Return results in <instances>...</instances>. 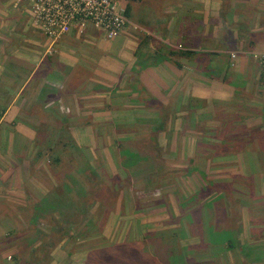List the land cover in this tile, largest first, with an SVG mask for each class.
I'll return each mask as SVG.
<instances>
[{
	"label": "rangeland",
	"instance_id": "374dc122",
	"mask_svg": "<svg viewBox=\"0 0 264 264\" xmlns=\"http://www.w3.org/2000/svg\"><path fill=\"white\" fill-rule=\"evenodd\" d=\"M12 1L0 0V117L20 83L15 76L30 73L27 69L19 72L17 65L13 70L8 63L4 74L9 59L31 55L38 62L45 55H56V46L65 36L71 33L81 44L88 39L84 30L92 25H76L52 44L32 26L24 4L23 8H15ZM145 1L125 4L127 15L129 8L137 5L128 15L124 34L120 36L122 31L113 41L123 46L126 37L134 34L138 43L151 51V58L159 59L160 54L168 57L177 47L168 48V43L158 38L155 17L152 15L150 20L147 16L150 9L158 13L162 0H152L149 7L142 4ZM222 3L223 14L231 13L228 20L238 35L234 40L237 45L230 48V62L225 67L213 64L214 69L209 70L214 88L212 81L199 87L201 93L216 96L234 90L232 100L177 95V88L172 86L163 90L169 102L164 105L149 94L140 75L132 86L125 82L124 89L121 76L116 75L110 83L114 86L104 89L112 109L86 112L84 120H78L79 114L76 118L57 115L53 120L51 108L44 114L35 110L31 118L21 114L19 118V109H12L8 123L14 118L47 123L41 126L45 133L41 140L47 139L52 150L50 154L42 150L43 156L39 157L38 135L34 138L32 130L23 125L6 127L15 133L19 150L16 159H12L14 155L3 163L7 167L19 163V171L27 180L22 182L25 192L0 194V264H41L38 255H49L47 264H54L52 255L57 248L86 254L93 249H117L116 253H125L120 257L130 259L132 264H264V132L246 124V120L252 121L259 105H264V92L260 100L256 95L264 86V49L248 46L256 38L264 44V0ZM17 14L23 15L25 24L13 20ZM244 21L242 26L249 27L246 33L242 26L236 30L237 24ZM251 27H257L256 36H250ZM179 51L178 55H183ZM168 66L172 69L174 65ZM224 68L229 69L226 83L221 81ZM127 86L134 88V95H122ZM28 108L26 103L24 110ZM79 121L93 126L82 127ZM61 127L66 132L61 133ZM66 144L69 146L61 150ZM48 162L57 169V180L43 175L49 173ZM26 182L32 183L33 191L27 190ZM13 187L19 188L16 180ZM87 187L104 189L105 206L96 215L83 213L75 217L81 221L79 227H74L77 233L71 235L66 229L62 239L56 240L62 232L57 230L55 220L61 223L62 217L44 206L57 202L60 208L88 207L84 199ZM46 194L49 196L44 199ZM17 198L24 199L22 207H11L14 201L19 202ZM88 203L93 202L90 199ZM37 204L43 213L36 212ZM55 241L59 244L50 251L49 245ZM226 241L232 243L230 248L224 245Z\"/></svg>",
	"mask_w": 264,
	"mask_h": 264
},
{
	"label": "crops",
	"instance_id": "0c3cea01",
	"mask_svg": "<svg viewBox=\"0 0 264 264\" xmlns=\"http://www.w3.org/2000/svg\"><path fill=\"white\" fill-rule=\"evenodd\" d=\"M151 2L152 0H146L142 4L147 3L149 7ZM171 3H174L172 8L170 7ZM222 4V0H162L158 13L153 14V9L149 10L148 19L152 18L153 15L155 17L153 22H157L159 26V28L154 29L159 32L158 38L168 43V48H170L169 46L177 47L174 51L171 50L177 56L170 54V56L166 57L160 54L159 59L156 57L151 58V51L145 50L138 43L134 34L130 35L131 37L127 36L122 46L119 42L113 41L115 39L106 38L93 25H90L84 30L88 35L86 36L87 40L79 44V39H73L72 34L69 33L56 46L58 52L56 55H45L38 62H34L31 55L24 58L20 56L19 59L15 60L9 59V62L5 64L7 68L5 69L4 67V74L8 69V63L13 65V68L11 67L13 70H16L14 66L17 65L19 72L27 69L30 73L21 78L17 75L15 76L20 80V83L13 94L14 99L11 101L10 106L4 111L5 114L3 113L0 117V194L25 192L26 187L23 188L24 184L22 185V182L27 180L21 169L19 171L21 166L19 163H16L19 167L15 163L9 167L3 163V160H7L8 157L11 158L14 155L12 159H16V149L19 150L17 147L19 141L15 143V133L13 135V132H9L6 127L10 126L9 124H16L15 128H20L23 125L29 131L32 130L31 132L36 138L37 128L47 126V123L40 122L38 124L35 122L33 124L27 119L20 121L15 118L11 123H8L14 107L15 110L19 109L16 114L19 118L20 114L22 117L29 118L35 110L43 114L45 110L49 111L51 108L57 114L63 115L65 112L69 115H66L68 118H76V114H79L81 118L78 120H84L86 112L103 113L112 109L113 106L110 99L104 96L108 94L107 90L104 89L114 86L110 83L114 82L116 75L121 76L123 89L127 83L128 86H132L131 84L140 75L139 80L149 94L155 96L164 105L167 104L168 99L163 90L170 89L172 86L177 88V95L232 100L233 96L236 95L234 90L227 91L229 95L222 92L221 95L216 96L211 93H201L200 90L203 89L199 87L200 83L212 81L210 82L211 87L214 88V78L209 77L211 74L209 70L214 69L212 67L213 64H217V66L221 64L225 67L226 63L230 62V48L237 45L234 40L238 38V35L234 31L231 19L228 20L231 13L228 12L227 16H225ZM136 5H132L129 8V13L130 11L132 12ZM21 6L22 8L24 6L27 8L26 5ZM13 20L24 23L22 14H17V16L13 17ZM244 23L245 21L241 24L238 23L236 30L240 29ZM255 29H252L253 32L250 36H256ZM127 30L129 31V29ZM241 30L246 33L249 31V27L244 25ZM123 34L124 31L120 36ZM110 41L113 42L111 43ZM251 41L248 45L249 48H253V50L264 49V44L260 42L262 39L258 40L256 38L251 39ZM143 49L144 53L142 54ZM179 50H182L181 54L183 55H178L180 53ZM29 59L32 60L29 61ZM170 64L174 65L172 69L168 66ZM29 65L31 66L30 68L27 67ZM228 72L229 69L226 68L221 71V73H224L223 78ZM12 75L14 76L13 73ZM259 85L261 86V84ZM121 86L120 88H122ZM128 86L125 91H122L123 96L134 95V88ZM262 87L264 86L258 88L256 93L258 100L261 99L262 92H264ZM44 90L45 93L42 94ZM246 90L248 91V89ZM109 93L112 94L110 90ZM170 95L169 93L168 96ZM53 96H55V99L52 98ZM117 97H120V95H117ZM162 97H165L166 101ZM56 101L57 105H55ZM26 103H28L29 108L24 110ZM93 115L96 116V114H89L88 117H94ZM252 117H254H250L252 121L246 120L247 127L257 128L264 132V105H259V109ZM82 123H80L82 127L93 126L92 124ZM26 157L28 158L29 154ZM32 164L31 162L30 169H32ZM42 173L45 172L42 171ZM45 174L43 175L52 180L53 177L50 173L47 172ZM14 180H16L19 188L13 187ZM25 184H29L27 190L33 191V186L30 185L32 184L31 182H26ZM48 190H51V187ZM18 201H14L11 207H22L21 203L24 199H18ZM115 250L99 251L93 249L86 254L77 253V251L75 253V251L66 249L61 251V249L57 248L54 250L52 257L54 258V264H58L56 260L60 261L61 264L62 262L63 264H132L131 262L124 263V261L118 262L114 260ZM216 251L218 250L215 249L214 252ZM110 256L111 258H108Z\"/></svg>",
	"mask_w": 264,
	"mask_h": 264
},
{
	"label": "built area",
	"instance_id": "2783aa9c",
	"mask_svg": "<svg viewBox=\"0 0 264 264\" xmlns=\"http://www.w3.org/2000/svg\"><path fill=\"white\" fill-rule=\"evenodd\" d=\"M141 0H13L27 6L32 26L52 44L74 26L91 23L106 38L115 39L129 22L125 4ZM264 63V56H263Z\"/></svg>",
	"mask_w": 264,
	"mask_h": 264
},
{
	"label": "trees",
	"instance_id": "16d2710c",
	"mask_svg": "<svg viewBox=\"0 0 264 264\" xmlns=\"http://www.w3.org/2000/svg\"><path fill=\"white\" fill-rule=\"evenodd\" d=\"M128 15H129V13H128ZM128 15H127V17H128ZM227 72V71H226ZM222 82H224V83H226V77H224V78H222V80H221ZM48 89H49V87H48ZM43 93H45V90L42 92V94ZM46 93H47V90H46ZM53 99H55V96H53L52 97ZM58 103H57V101H56V104L55 105H57ZM45 113V112H44ZM43 113V114H44ZM51 114H53L52 115V119L53 120H57V115L59 116V117H62V118H65L66 116H63V115H61V114H55V112L54 111H52L51 112ZM35 116V115H34ZM32 116H30L29 118H31ZM65 121H67V120H64V122ZM56 122V121H55ZM58 124V123H57ZM59 131L61 132V133H63V132H66L65 131V127H61L60 129H59ZM44 134L45 133H43V129H41V126L39 127V130H37V135H38V140H40L39 141V143H40V147L38 148V151H37V156H43V152H42V150H44V151H46L47 153H49L51 150H52V148L50 147V145L48 144V140L47 139H44V140H41L43 137H44ZM42 143V144H41ZM69 145H65V146H63L62 147V149L61 150H64L65 148H67ZM155 146H156V144H155ZM43 148V149H42ZM50 154V153H49ZM48 154V155H49ZM49 157H50V155H49ZM50 161V160H49ZM55 162V161H54ZM56 162H59V160H56ZM61 162H62V160H61ZM50 164H52V162L50 161ZM49 164V162H48V164H47V169H48V171H49V173L51 174V176L55 179V180H57L58 179V177H57V169H53L52 168V166ZM87 168V167H86ZM103 192H105L104 191V189H101V190H98L97 191V189H96V187L95 188H92V189H89L88 187L86 188V190H85V195H84V199H85V202H86V204H88L87 206L88 207H86V206H70V205H67V206H65V205H62V207L60 208V207H58V203L56 202V203H51V202H49L48 204H46L45 206H44V208H48V209H51V214H55V213H58V215L60 216V217H62L61 218V220L63 221H61V223L58 221V220H55L56 221V228H57V230L59 231V232H62V234H59L58 236H57V239L56 240H59L60 241V239H62V237L66 234V229L68 230L67 232H70L71 233V235H75L77 232L74 230V227H79V225H80V223H81V221H76L74 218L75 217H77V216H82L83 215V213L85 214V215H88L89 213H91V214H93V213H95V215L97 214V212H99L100 211V209L103 207V206H105V200H106V197L103 195ZM49 194V193H48ZM48 194H46L45 195V197H44V199H47L48 198ZM92 200V202L93 203H88V201L89 200ZM60 202V201H59ZM113 201H111L110 203H112ZM99 203V205H98V208H97V210H96V212L94 211L95 210V208H96V206H97V204ZM103 204L102 206L100 205V204ZM61 204H63V203H61ZM39 205L40 204H37L36 206H35V208H36V212H40V210L38 211V208H39ZM16 210L17 211H20L18 208H16ZM40 213H43V211L42 212H40ZM92 216V215H91ZM68 227H70L71 229L69 230V228ZM61 235V236H60ZM68 236V235H67ZM67 236H65V237H67ZM58 241V242H59ZM56 242V241H55ZM58 242H56V243H54V242H51V243H53V245L51 246V245H49L50 247H49V250L51 251V250H54L55 249V247H57L58 246ZM62 242V241H61ZM221 243H223V241H220ZM230 244H232V243H229L228 241H226V242H224V245H229L228 247L230 248L231 246H230ZM45 247V246H44ZM116 252H119V250H115ZM123 254H125V253H116L115 254V257L113 258L114 260H117L118 262H120L121 260L122 261H124V263H126V262H129V260H127L128 258H126L125 259V257L124 258H121L120 256H124ZM48 256L49 255H38V257H39V261H41V262H39V263H41V264H47V263H49V258H48ZM127 257V256H126Z\"/></svg>",
	"mask_w": 264,
	"mask_h": 264
}]
</instances>
